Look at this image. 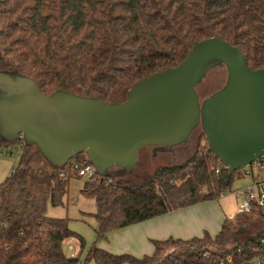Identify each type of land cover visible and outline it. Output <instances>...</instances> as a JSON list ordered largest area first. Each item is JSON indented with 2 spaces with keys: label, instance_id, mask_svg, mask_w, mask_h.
I'll return each instance as SVG.
<instances>
[{
  "label": "trees",
  "instance_id": "trees-1",
  "mask_svg": "<svg viewBox=\"0 0 264 264\" xmlns=\"http://www.w3.org/2000/svg\"><path fill=\"white\" fill-rule=\"evenodd\" d=\"M212 36L237 47L250 68H264V0H0V71L29 78L45 95L63 89L124 100L133 84L176 66ZM202 139L201 131L185 160L158 165L144 180L96 170L85 179L80 192L94 200L96 240L82 259L84 238L47 208L63 204L69 178H80L69 164L85 154L53 169L23 141L17 165L0 182V264H242L264 236V207L256 202L225 217L215 235L150 239L153 251L141 257L96 244L114 230L216 200L244 177ZM70 238L79 243L75 256L62 247Z\"/></svg>",
  "mask_w": 264,
  "mask_h": 264
},
{
  "label": "water",
  "instance_id": "water-1",
  "mask_svg": "<svg viewBox=\"0 0 264 264\" xmlns=\"http://www.w3.org/2000/svg\"><path fill=\"white\" fill-rule=\"evenodd\" d=\"M215 66L225 67V82L200 102L196 87ZM197 127L229 171L264 152V68H250L237 47L216 36L110 103L63 89L45 95L29 78L0 71V140L21 134L53 169L84 153L99 173L119 168L127 175L140 149L171 150Z\"/></svg>",
  "mask_w": 264,
  "mask_h": 264
},
{
  "label": "rangeland",
  "instance_id": "rangeland-1",
  "mask_svg": "<svg viewBox=\"0 0 264 264\" xmlns=\"http://www.w3.org/2000/svg\"><path fill=\"white\" fill-rule=\"evenodd\" d=\"M226 79V70L224 66H215L212 68L198 83L196 91L199 96L200 102L208 97L211 93L221 88ZM76 93V92H74ZM201 133V128L197 127L193 130L191 135L188 138V141L185 143H180L172 147L171 150H164L160 147L146 146L139 150L138 159L134 169L131 171L130 175L132 178H137L144 180L152 170L162 164L169 163H178L185 160L190 153L194 150L197 139ZM205 139L201 140L203 145ZM33 148H35L33 146ZM19 144L18 141L12 142H2L0 140V182H2L11 172V170L17 165L19 160ZM47 166L48 162L44 159ZM243 169V168H242ZM253 173L259 174V177H263V171H259L257 167H251ZM242 173V170L239 169ZM109 175L115 177L129 176L123 175L122 170L119 168H111L108 170ZM250 178L249 176L244 175V178H237L233 182L231 189L223 191L217 201L212 202V204L203 203L198 206L205 213V221L209 222L208 225L210 228H217L219 225V218L222 214L229 216L231 213L235 212L239 207V204L243 198V190L237 189L236 187L240 186L244 179ZM86 178L80 177H70L68 182L67 193L64 196L63 204L60 206H50L48 205L47 214L51 217H67L69 219V226L72 230L79 233L84 238V247L80 253V259L86 253V250L96 240V234L94 231L95 220L92 216V213L95 211V203L92 198L84 196L80 192V188L83 185V182ZM211 205V206H210ZM205 208V209H204ZM264 226H262L263 228ZM256 230V229H255ZM117 230L112 231L107 235L105 239H99L96 241L97 246L107 248L110 246L114 252L122 250L124 246H134L135 241L131 240V235L128 236L129 240L125 239L124 236H119L115 233ZM70 243H63L62 247L66 255H70L72 252L79 250L76 245L74 249L69 250ZM148 247V251L152 253L153 245L151 240L148 239L146 242H142L141 245L134 249L137 252V255L146 254L145 247ZM78 253V252H77ZM76 253V254H77ZM75 254V255H76ZM86 264H94L90 261Z\"/></svg>",
  "mask_w": 264,
  "mask_h": 264
},
{
  "label": "crops",
  "instance_id": "crops-1",
  "mask_svg": "<svg viewBox=\"0 0 264 264\" xmlns=\"http://www.w3.org/2000/svg\"><path fill=\"white\" fill-rule=\"evenodd\" d=\"M249 181L250 178L244 179L242 184L236 188L242 189L244 193V187ZM214 201H217V199L194 204L185 208H180L168 212L166 214L156 216L144 220L142 222L126 226L124 228H120L116 231L118 233L115 234L119 236L122 235L127 240H129L128 236L131 235V240L133 241V243L135 241L134 246L126 245L122 248V250H118V252H114L115 250L113 251L112 248H110V246H108L107 248L101 246L98 247L108 250L115 254L127 252L134 256L141 257L145 254L137 255V252L134 249L138 246V244L141 245L142 242L144 243L148 239H165L169 236L174 238L187 239L193 236H201L204 231H207L211 235H215L220 228L222 220L225 217H232L237 210L231 213L229 216H225V214H222L220 218L219 216H217V218L219 219V225H217V228H210L208 225L209 222L205 221V213H207L205 212L206 210L203 211V209H200L198 206H200V204L203 203L212 204V202ZM67 242L70 243L72 246L76 245V247L79 249V243L75 238H70L64 241V243ZM145 249L146 251H148V247H145ZM78 251L79 250H76L74 253L76 254ZM146 254H151V253L150 251H148Z\"/></svg>",
  "mask_w": 264,
  "mask_h": 264
},
{
  "label": "built area",
  "instance_id": "built-area-1",
  "mask_svg": "<svg viewBox=\"0 0 264 264\" xmlns=\"http://www.w3.org/2000/svg\"><path fill=\"white\" fill-rule=\"evenodd\" d=\"M16 141H18L20 152L23 146L21 134L18 135ZM251 167H257L259 171H263L264 173V152L257 156L248 166L243 168L244 175L249 176L250 181L244 187V196L236 213L249 212L253 202L264 207V175L263 177H259V174L253 173ZM69 171L86 179L96 178L95 168L86 155L80 162L72 160L69 164ZM59 175L65 177V172H60ZM259 244L261 247L257 249V252H254L250 257L245 259L242 264H264V236L259 238ZM72 249L73 246L69 244V250ZM237 250L239 252L240 247ZM70 256H75V253L72 252ZM231 260V256L226 257L228 263H231Z\"/></svg>",
  "mask_w": 264,
  "mask_h": 264
},
{
  "label": "flooded vegetation",
  "instance_id": "flooded-vegetation-1",
  "mask_svg": "<svg viewBox=\"0 0 264 264\" xmlns=\"http://www.w3.org/2000/svg\"><path fill=\"white\" fill-rule=\"evenodd\" d=\"M0 132L3 134L4 133V129L0 130ZM18 137V136H17ZM17 137L15 139H17ZM23 137V136H22ZM84 154V153H83ZM86 155V154H85Z\"/></svg>",
  "mask_w": 264,
  "mask_h": 264
}]
</instances>
